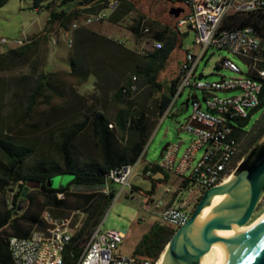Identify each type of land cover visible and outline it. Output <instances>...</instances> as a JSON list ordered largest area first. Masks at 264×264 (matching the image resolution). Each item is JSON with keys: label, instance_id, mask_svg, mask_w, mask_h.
<instances>
[{"label": "trees", "instance_id": "1", "mask_svg": "<svg viewBox=\"0 0 264 264\" xmlns=\"http://www.w3.org/2000/svg\"><path fill=\"white\" fill-rule=\"evenodd\" d=\"M92 1L32 0V3L33 8L48 9L47 24L58 23L67 29L68 21L78 17L76 7L87 5ZM6 2L7 0H0V7ZM131 8L130 3L121 0L117 10L109 16V19L118 22ZM141 21L142 19L139 18L130 26L132 32L138 37L142 34ZM243 25H252L256 32L264 37V14L262 13L232 14L224 20L222 26L233 28ZM48 36V31L45 30L44 38L47 40ZM72 36L73 48L68 57L71 73L82 80L87 79L90 75H93L96 81L109 80L113 85L112 98L123 105L117 110L113 119L108 118L107 114L98 108H92L88 114H84L77 125L62 139L60 150L64 161L63 167L52 159H39L31 167H25L26 160L33 155L31 145L17 141L9 134L0 135V153L6 162L1 171L0 190L7 191V205L0 211V264H12L7 242L10 235L24 237L31 229L44 227L40 215L45 208L56 216L62 215L64 213L62 210L79 211L85 214L63 251V264H74L92 230L96 229L105 209L114 197V188L108 194L101 191L105 174L117 165L136 161L148 141L155 121L168 107L174 92L175 79L169 85L171 96L162 92L157 110L147 111L144 108H131V101L122 98L125 96L120 88L126 81L120 86H118V81L114 83V79L122 78L127 73L133 72L141 77L151 89L162 91L163 84L157 80V73L170 54L173 48L172 44L167 42L148 55H142L125 46L123 42L99 34L88 27L75 29ZM37 46L38 42L34 37H31L30 42L1 52L0 72L32 63L31 59L37 51ZM141 58H143L142 64L140 63ZM32 68L35 66L32 65ZM52 76L53 73H38L32 70L29 74L16 78L17 86L26 82L27 78H31L34 83L25 97L26 114L35 107L45 89L53 93ZM130 82L126 85H129ZM11 94L14 95V91ZM260 98L261 102L255 109L264 106V85ZM247 119H243L239 123L244 127V129L238 128L239 138L247 131L245 129ZM112 120L114 128L108 126ZM88 124L91 125L95 138L94 144L99 149V158L80 166L72 151L71 141ZM254 128L256 133L251 138L253 144L264 134V126L259 127L258 125ZM118 134L124 138V144L121 147H118L117 144ZM150 167L154 174L161 173L163 175L162 178L152 180L151 190H153L155 184L165 182L169 174L161 171L156 162H153ZM147 168L145 166L144 170ZM64 173L74 175L65 186L50 187L46 184L48 178ZM29 182H39L40 184L38 187H30ZM132 188L140 190L145 195L149 192L135 185ZM58 193H63V197H58ZM175 229V227L155 223L142 234L133 253L156 259Z\"/></svg>", "mask_w": 264, "mask_h": 264}, {"label": "rangeland", "instance_id": "2", "mask_svg": "<svg viewBox=\"0 0 264 264\" xmlns=\"http://www.w3.org/2000/svg\"><path fill=\"white\" fill-rule=\"evenodd\" d=\"M159 2L164 6L163 8H167V0H160ZM132 15H126L116 23H112L109 17L99 23L89 25H84L80 22L79 27H88L94 31H100L101 27H107L116 40L123 42L125 46L140 53L141 43L145 41L147 35L141 34L138 37L132 32L130 28L134 23V21L132 22ZM47 18L48 9L44 7L33 8L32 0H7L0 7V39L6 38L10 40L7 43H0V53L7 51L9 48L16 47L12 41L24 38V36L34 37L35 41L38 42L37 51L31 59L32 63H26L14 69L0 72V135L9 134L15 140L31 145L33 155L26 160L25 167H31L39 159H52L63 167L64 161L60 150L62 139L77 125L84 117V114H88L92 108H98L103 110L108 118L113 119L117 110L123 105L112 98L114 91L112 89V82H109V80L96 81L93 75L82 80L77 75L71 73L68 57L73 45L68 46L66 44L65 37L57 29L56 23L47 24ZM71 23L72 20L68 21V29L71 27ZM45 30L48 32L56 30V33L59 35L56 44H51L49 36L47 40L44 38ZM193 41L194 32L189 31L188 35L184 37L183 49L190 48L194 50ZM224 56L229 57L237 63L243 72H247V65L240 57L225 49L210 48L197 69L198 73L203 74L201 78L204 81H212L219 79L221 76L234 75L229 70L216 66ZM174 59L175 57L171 56V59L165 61L161 68L172 72ZM140 63H143V58L140 59ZM32 65L35 68H32ZM32 70L38 73H53L51 82L53 83L54 90L51 93L48 89H45L35 107L30 113L26 114L27 102L25 97L34 83L31 78H27L26 82L17 86L15 81L18 76L27 75ZM134 74L133 72H129L122 78L114 79V83L118 81V86H120L126 81L123 84V86H126L128 82L133 80L132 75ZM137 78L138 82L136 84L138 90L135 95L132 98H122L131 101V108H144L147 111L157 110L162 91L151 89L141 77L137 76ZM12 91H14V95L11 94ZM235 93L236 91L217 92L219 96H229ZM48 94L50 95L49 97L46 96ZM197 95L202 99V92L200 90L197 91ZM187 98L188 90L185 89L178 97L177 104L173 108L176 114L171 115L170 112L161 118L162 114L161 119L159 118L155 121L144 147L143 159L136 166V171L142 169L145 161L150 163L155 162L161 156L160 151L166 143L179 144L177 156L180 157L183 154L191 140V135L187 131L180 129V124L185 122L191 112ZM109 124H111V126L108 125L110 128L115 127L113 120ZM258 125L259 127L264 126V106L252 110L246 121L245 129L247 131L239 138L240 150L232 160V164L236 168L250 153L252 148L264 138L263 134L255 144L251 142L252 136L256 133L254 127ZM94 142L95 138L90 124L79 131L72 139V151L80 166L99 158V149L95 146ZM117 144L118 147L124 144V138L120 134L117 136ZM5 164L6 162L0 153V178ZM170 175L173 182H179L176 176ZM67 178V174L56 175L48 178L46 184L51 187H63L68 182ZM132 181L145 190L150 186L151 177L138 174L133 177ZM164 187L174 189L175 186L172 182H169ZM78 188L85 190L82 187ZM112 188L115 189L116 193L120 189L114 183L112 184ZM72 190L75 191L74 189ZM181 195L188 197L190 194L187 190H183ZM6 196L7 191L2 192L0 190V211L7 205ZM156 201V199L151 198V192L145 195L137 190H133V188L129 190L125 187L108 204L100 221L101 228L124 230L126 232L125 238L120 244V252L122 254L129 255L133 253V249L139 242L142 234L147 232L155 223L162 224L159 214L163 205L155 206ZM62 211L64 213L59 217L68 218L70 221L69 225L75 231L85 214L79 211ZM262 211H264V194L252 218H255ZM163 225L170 227L169 224ZM59 228L68 229V222H59Z\"/></svg>", "mask_w": 264, "mask_h": 264}, {"label": "built area", "instance_id": "3", "mask_svg": "<svg viewBox=\"0 0 264 264\" xmlns=\"http://www.w3.org/2000/svg\"><path fill=\"white\" fill-rule=\"evenodd\" d=\"M183 5V11L175 18L176 28H189L195 31L194 46L186 50L183 62L179 65L175 76L174 92L168 107L161 118L170 112L178 97L185 89L188 90L191 112L180 128L191 135L189 145L178 157L179 144H168L156 162L157 167L179 179L173 190L171 202L162 204L160 221L171 227H178L189 219V211L195 209L204 192L213 186L225 182L235 171L232 160L240 150L238 128L244 129L239 123L250 116L251 111L261 102V91L264 85V37L260 36L252 25L224 28V20L232 14L262 13L264 0H171ZM120 0H93L87 5H79L78 17L74 18L71 27L57 29L65 37L68 46H72V32L84 25L99 23L107 19L119 6ZM90 9V10H85ZM86 12H93V19H86ZM142 33H148L146 20L141 21ZM51 44H56L59 35L56 30L48 32ZM31 41V37L13 40L18 47ZM10 40L1 38L0 43ZM155 41L154 47H161ZM210 48L225 49L240 57L247 65V72L229 57H222L216 64L234 73L233 76H221L217 80L204 81L202 73L197 69ZM142 55H148L141 49ZM133 76V91L124 94L127 98L135 95L134 84L138 82ZM120 90H123V85ZM202 92V99L197 91ZM219 91H236L229 96H219ZM111 126V124H109ZM201 151V152H200ZM144 149L135 162L123 163L111 168L104 177L102 192L108 194L112 184L120 189L115 198L127 187L132 188V179L138 174L136 166L143 157ZM151 177V167L141 172ZM166 187L165 192H170ZM183 190L190 194L181 195ZM63 197V193H58ZM156 202L155 206H160ZM40 218L44 224L42 229L33 228L27 236L10 235L7 239L12 264H59L58 248L66 240L67 235L75 231L69 225L68 218L54 215L44 209ZM59 222H68V229H59ZM124 230L102 229L101 222L92 230L83 250L76 258L78 264H158L156 259L131 253L120 252V244L125 238Z\"/></svg>", "mask_w": 264, "mask_h": 264}, {"label": "water", "instance_id": "4", "mask_svg": "<svg viewBox=\"0 0 264 264\" xmlns=\"http://www.w3.org/2000/svg\"><path fill=\"white\" fill-rule=\"evenodd\" d=\"M182 11L181 7H172L169 13L177 17ZM167 146L168 143L162 147L160 155ZM64 174L68 175L67 181L74 177L73 174ZM232 175L228 181L208 188L189 219L174 230L165 245L163 264H199L201 256L219 240L228 251L226 264H264V219L256 228L241 235L219 233L247 223L264 194V138L239 163ZM39 184L28 183L30 187H38ZM216 194H224L225 197L204 221L196 223L200 211L211 203Z\"/></svg>", "mask_w": 264, "mask_h": 264}, {"label": "crops", "instance_id": "5", "mask_svg": "<svg viewBox=\"0 0 264 264\" xmlns=\"http://www.w3.org/2000/svg\"><path fill=\"white\" fill-rule=\"evenodd\" d=\"M128 3L132 5V8L130 11H128L123 17H125L128 14L132 15V22L137 21L139 18L142 20H146V25L149 27L148 33H142L147 35L144 42L141 43L142 47L141 49L147 50L149 53L155 51L157 48H155L153 45L155 41L161 42V44H172L173 48L166 58L165 61L170 60L171 56H174V64H173V71H167L164 68H161L157 73V80L163 84L162 92L169 94V85L172 80L175 79L177 69L179 65L183 62L184 55L186 53V50L189 48L183 49V41L184 37H186L189 33V31L194 32V38H195V31L189 28H176L175 26V16L171 15L169 13V10L172 7H181L183 8V5L180 3H177L175 1L167 0V8H163L162 4L159 2L160 0H125ZM121 2V0H120ZM112 23L111 19H109ZM99 34H103L105 36L111 37L115 39L111 33L110 30L107 27H101L100 31H96ZM113 33V32H112ZM194 42V41H193ZM171 96V95H170ZM177 102V101H176ZM177 103H175L171 109L170 114H176L173 111V108L176 106ZM187 107V106H186ZM178 108V107H176ZM161 119V118H160ZM181 129V128H180ZM182 130V129H181ZM143 159V158H142ZM141 159V160H142ZM159 159V158H158ZM157 159V160H158ZM157 160L155 162H157ZM140 163V162H139ZM152 163L145 161L143 163L142 169L140 171H137L139 175H142L141 172L144 170V167H150ZM153 171V170H152ZM136 174L135 176H137ZM163 175L161 173H153L151 176V182L149 188H146L145 191H151V198L156 199V202H160L161 204L169 203L171 202L173 195L172 189L170 192H165L164 185L166 183L172 182V184L176 187L177 182H173L171 175L169 174L167 180L165 182H157L155 184V187L153 190H151L152 187V180H156L158 178H162ZM132 183L142 189L138 184ZM174 187V188H175ZM141 192L140 190H137ZM142 193V192H141ZM144 194V193H143ZM147 195V194H146Z\"/></svg>", "mask_w": 264, "mask_h": 264}, {"label": "bare ground", "instance_id": "6", "mask_svg": "<svg viewBox=\"0 0 264 264\" xmlns=\"http://www.w3.org/2000/svg\"><path fill=\"white\" fill-rule=\"evenodd\" d=\"M86 19H93V12H87L86 13ZM147 28H149L146 25ZM138 90L137 84L135 82L134 84V92L136 93ZM122 93L128 94L132 93L133 91V80L129 85L123 86V90H121ZM233 177V175H231ZM229 177L226 181L231 179L232 177ZM225 197L224 194H216L213 196L212 201L209 205L205 206L199 213L198 217L196 218V223L202 222L206 219V217L209 215V213L212 211V209L220 202L222 199ZM195 209H191L189 211V217L193 213ZM264 219V211H262L259 215H257L255 218H251L247 223H245L242 226L228 229V230H220L219 233L221 234H234V235H241L244 233H247L254 228H256L261 221ZM59 229H66V228H59ZM71 238V235L66 236V240L63 242L62 245H59L58 248V263L63 264L64 261V256H63V251L66 247V245L69 243ZM72 254V253H71ZM165 255V248L162 250L160 257L158 259V264H163L164 263V256ZM228 260V251L225 246V244L222 241H217L215 242L212 247L205 252L200 259L199 264H226ZM74 264H78V261H75Z\"/></svg>", "mask_w": 264, "mask_h": 264}]
</instances>
